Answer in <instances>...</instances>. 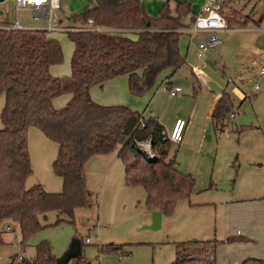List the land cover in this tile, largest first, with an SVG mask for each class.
<instances>
[{
	"label": "trees",
	"instance_id": "16d2710c",
	"mask_svg": "<svg viewBox=\"0 0 264 264\" xmlns=\"http://www.w3.org/2000/svg\"><path fill=\"white\" fill-rule=\"evenodd\" d=\"M235 9L224 11L229 28L240 27V19L226 14ZM190 11L184 0H178L173 11L165 4L157 16L149 15L141 0H95L68 18L73 25L65 26L86 25L92 18L94 26L118 31H65L73 44L69 76L50 73V66L62 61V49L46 29L0 28V95L5 96L0 128V243L5 226L20 232L23 245L42 226L39 218L46 212L55 210L56 222L71 221L75 208L90 207L85 164L117 147L126 185L145 189L150 210L170 214L178 199L189 197L194 180L173 164L172 142L163 136L160 122L124 104H99L91 98L90 88L124 74L129 92L139 96L154 86L162 71L169 69L173 75L184 64L179 39L184 34L181 29L189 26L183 19ZM63 94H69V100L55 108L53 99ZM231 109L232 99L225 92L213 111L217 130L228 126ZM31 126L58 144L52 169L62 179L61 192H47L38 183L25 187L32 172L27 143ZM146 140L157 153L153 158L136 146ZM216 243L212 239L177 242L172 264H216ZM73 260V264H91L82 253ZM23 264H55V257L43 241L36 245L33 261ZM241 264H264V259L247 258Z\"/></svg>",
	"mask_w": 264,
	"mask_h": 264
},
{
	"label": "rangeland",
	"instance_id": "374dc122",
	"mask_svg": "<svg viewBox=\"0 0 264 264\" xmlns=\"http://www.w3.org/2000/svg\"><path fill=\"white\" fill-rule=\"evenodd\" d=\"M241 6L244 7L242 4L237 5L235 12H231L230 8L226 14L243 19L248 15L261 16L264 13L262 0H250L246 8L239 10ZM251 6L255 9H250ZM73 7H76V4H72V9H56V16L62 20V25H73L68 17L85 9V5L78 9ZM159 9L160 5L156 8V13ZM8 15L12 22L18 18L21 25L37 22L42 24L43 28L48 25L45 19L32 18V12L27 9L17 10L14 0L0 2V18ZM48 34L59 42L62 49V61L56 64L63 73L60 76H69L73 44L65 31H48ZM126 35L133 39L137 37L132 32H126ZM220 35L217 34L219 38ZM209 51L211 50H207L205 55L208 56ZM213 52L216 53V49ZM218 59L208 58L215 66H219ZM169 73V69L162 71L154 86L139 95L149 99L159 90L160 105L167 117L174 115L177 109L191 110L194 102L191 85L196 83L188 69L180 68L170 81L172 87L179 86L182 91L177 97H171L163 87L164 82H161ZM4 102L5 96L2 94L0 128ZM253 105L257 109V115L253 114ZM148 106L150 108V103ZM244 111V126L235 128V132L234 128L230 127L229 133L225 131L228 129L226 126L224 132L218 135L216 140L219 160L215 159L213 150L206 155L205 152H197L198 149L182 150L178 148V144L171 143L170 158L177 161L178 171L193 177L194 192L189 197L178 199L172 213L162 214L159 228L147 227L152 224L153 210L146 204V191L139 184L126 185L124 165L122 160L117 158V147L108 153L109 159L105 162L104 169L103 163L95 164L96 160L104 157L91 160L85 168V184L90 193L91 206L75 208L71 221L56 222L58 213L55 210L46 212L45 217L39 218L42 226L32 232L23 245L18 230L4 232L3 241L0 243V264H23V261L31 263L35 257L36 245L43 241L48 243L52 255L56 258L65 252L74 238L82 241L81 253L91 264H172L176 259V243L193 239L217 241L216 263L217 260L220 264L227 263L229 258L240 251L238 245L228 246L226 241L235 244L246 243L243 250L255 258L264 259V97L251 99ZM240 113L243 115V110ZM229 124L228 126L232 125ZM166 129L167 132L170 130L168 126ZM27 136L32 172L25 181V187L29 188L38 183L47 192H61L62 179L52 169L58 144L46 138L42 131L34 126L29 127ZM136 146L149 158L157 155L148 140L137 141ZM215 147L216 144L213 149ZM114 159L115 165L111 166ZM211 180L214 184L204 190L209 187ZM198 190L203 191L197 193L195 198V192ZM193 199L203 203L192 205L196 203ZM205 201L210 202L205 204ZM197 223L199 225L192 229ZM86 238L89 242L85 241ZM229 238L231 240H228ZM111 246L117 248L111 249ZM73 262V259H69L66 264Z\"/></svg>",
	"mask_w": 264,
	"mask_h": 264
},
{
	"label": "crops",
	"instance_id": "0c3cea01",
	"mask_svg": "<svg viewBox=\"0 0 264 264\" xmlns=\"http://www.w3.org/2000/svg\"><path fill=\"white\" fill-rule=\"evenodd\" d=\"M177 1L178 0H141V3L149 15L157 16L161 8L165 4H167V7L170 11L175 10ZM184 1L189 4L191 11L184 17L183 22L186 25H190L195 14H197L201 10L205 0ZM249 2L250 0H245V6L244 4H242L244 7L241 6L239 10H243L244 8H246ZM94 3L95 0H59L58 9H72V4H76V7L73 8L78 9L83 5H85V8H87ZM158 5H160V9L159 12L156 13L155 10ZM249 8L252 9L254 7L251 6ZM25 9L32 12L30 8ZM254 11L255 10H253L252 13H254ZM9 18V15L6 17H1L0 24L11 25L13 22L12 20H9ZM58 21L62 24V20L58 18ZM238 25L240 27L217 32L216 34H221V44L218 48H216V53L213 52L215 51V49L211 50L208 52V56H203L205 57L204 59H200V57L196 55V42H190L189 36L185 33L180 36L179 49L182 57L184 58V64L180 68L184 67L188 69L189 73L191 74V78L196 80V83H192L191 85L194 102L193 107L189 111H181L180 109H177L175 111L176 113L174 112L175 114L172 113L174 115L171 114L172 116L167 117L166 112L162 111L160 105V91L156 90L149 99L148 97L142 98V96L133 95L128 90L127 76L124 74L110 78L106 80L102 85L92 86L90 88V96L95 102L99 104H124L130 109L142 113L145 118L154 117L158 120V122H160L164 130H167V126L171 129L175 118H183L186 120V127L183 134V140L178 144V148L182 150L198 149L197 152H200V154H202V152H205L206 155L210 154V150H213L212 153H214L215 159L218 158L219 160L220 156L218 155L219 151L216 139L218 135L222 134L221 132H224L225 127L221 131L216 129V125L213 119V111L221 96L225 92L230 95L232 99L231 111L235 112L234 117L231 119L232 125L229 124L231 126H227L228 129H225V131H227L228 133L230 127L234 128L233 131L235 132V128L238 129L240 125L244 126L243 119L246 116L244 110L247 109V105L251 102V99L257 100L260 97H264V76L260 79V88L254 91L253 97L246 96V94L250 93L253 89L252 86L256 79L255 76L257 66L264 65V13H262L261 16H256L254 14L248 15L247 17L240 19ZM21 26L22 28L26 29H45L43 28V25L38 22L25 25L22 24ZM210 57L219 58V63H217V65L219 64V66L213 65L211 61L208 60V58ZM252 61H255V64H252ZM50 73L53 76L63 75L56 64L50 66ZM173 75H166L164 80H161V82H164L171 88L173 84L170 81V78ZM164 93H166V91H164ZM178 95L179 94H177L176 96H170L177 97ZM69 98V94L57 96L53 99V106L55 108H60L67 103ZM148 100L149 102L147 103ZM149 103L150 108H148ZM253 108H255L254 105ZM242 110L243 115H241L240 113ZM253 114L257 115L256 108L255 111H253ZM165 124H167V126ZM215 144L216 147L213 149V146ZM107 155L108 153L103 155H96L90 158L85 164L84 176L85 168L93 159L104 157L96 160L97 162H95V164L103 163L102 169H104L105 162L108 161L107 159H109V156ZM115 161L116 159H114L111 166L115 165ZM172 161L175 167L178 168L177 161L175 159H172ZM212 168L214 172L215 164H213ZM213 184L214 183L211 180L209 182V187L205 188L204 190H207ZM202 191L203 190H198L197 192H195V198L197 193H200ZM193 192L194 187H192V195ZM193 200L196 203L192 205H199L203 203L202 201H196V199ZM208 202L210 201H205V204H208ZM198 225V223L194 224L192 229H194V227L196 228ZM225 244L228 246L238 245L240 251L234 254L232 258H229L227 263L221 264H241L244 259L254 257L251 253L243 250V247H245L246 243L235 244L233 242L226 241ZM216 264H220L218 260Z\"/></svg>",
	"mask_w": 264,
	"mask_h": 264
},
{
	"label": "built area",
	"instance_id": "2783aa9c",
	"mask_svg": "<svg viewBox=\"0 0 264 264\" xmlns=\"http://www.w3.org/2000/svg\"><path fill=\"white\" fill-rule=\"evenodd\" d=\"M245 0H205L201 10L195 14L193 22L181 31L187 34L190 38V42H196V55L203 57L207 50H214L221 44L220 38L217 36V32L222 30H229L224 11L228 8H235L237 5L243 4ZM264 2V0H262ZM16 9L30 8L33 12V18H42L47 20L48 25L45 28L47 31H68V30H104L108 32L118 31L116 29L104 28L94 26L92 18H88L86 25H80L75 27H68L62 25L56 16V9L59 8V0H14ZM0 28H12L21 29L22 26L19 23V19L11 25L0 24ZM255 64V61H252ZM264 76V65H258L256 68V79L253 83V89L246 96L253 97L254 91L260 88V79ZM171 96H176L181 88L179 86L169 87L164 83ZM235 112L231 111L227 116V123L231 122ZM186 127V120L180 117L175 118L171 129L167 132H162L163 136L169 139L172 143L179 144L183 140V134ZM6 231L10 230V226L4 227ZM89 242V239H85Z\"/></svg>",
	"mask_w": 264,
	"mask_h": 264
},
{
	"label": "water",
	"instance_id": "95a60500",
	"mask_svg": "<svg viewBox=\"0 0 264 264\" xmlns=\"http://www.w3.org/2000/svg\"><path fill=\"white\" fill-rule=\"evenodd\" d=\"M4 0H0L2 2ZM162 213L159 210H153L152 212V224L147 226L148 228H159L161 223ZM81 255L80 241L74 238L68 248L60 256L55 258V264H66L69 259L79 257Z\"/></svg>",
	"mask_w": 264,
	"mask_h": 264
}]
</instances>
